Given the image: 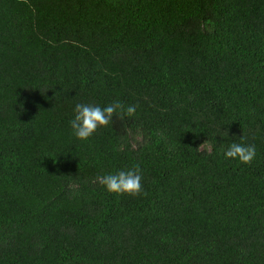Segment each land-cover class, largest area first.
Segmentation results:
<instances>
[{
	"label": "trees",
	"instance_id": "trees-1",
	"mask_svg": "<svg viewBox=\"0 0 264 264\" xmlns=\"http://www.w3.org/2000/svg\"><path fill=\"white\" fill-rule=\"evenodd\" d=\"M0 264H264V0H0Z\"/></svg>",
	"mask_w": 264,
	"mask_h": 264
},
{
	"label": "clouds",
	"instance_id": "clouds-1",
	"mask_svg": "<svg viewBox=\"0 0 264 264\" xmlns=\"http://www.w3.org/2000/svg\"><path fill=\"white\" fill-rule=\"evenodd\" d=\"M136 105L125 107L118 101L100 106L89 102H78L73 107V115L69 121L72 135L77 140H88L100 127H107L114 114L133 116L136 112ZM225 137V136H224ZM226 159H235L243 164L250 163L256 156L255 146L232 142L224 150ZM97 181L110 193L140 195L143 192L142 174L139 167L127 170H119L107 173L96 178Z\"/></svg>",
	"mask_w": 264,
	"mask_h": 264
}]
</instances>
